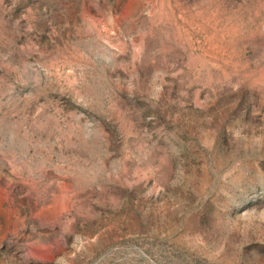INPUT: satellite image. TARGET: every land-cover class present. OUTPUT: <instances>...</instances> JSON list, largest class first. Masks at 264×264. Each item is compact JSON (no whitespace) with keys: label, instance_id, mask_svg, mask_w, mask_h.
Returning <instances> with one entry per match:
<instances>
[{"label":"rangeland","instance_id":"obj_1","mask_svg":"<svg viewBox=\"0 0 264 264\" xmlns=\"http://www.w3.org/2000/svg\"><path fill=\"white\" fill-rule=\"evenodd\" d=\"M0 264H264V0H0Z\"/></svg>","mask_w":264,"mask_h":264}]
</instances>
